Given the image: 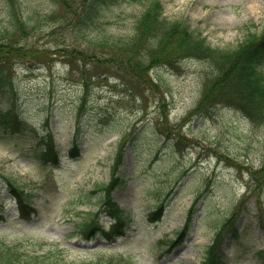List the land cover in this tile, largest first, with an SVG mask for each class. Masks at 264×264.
<instances>
[{
  "label": "rangeland",
  "instance_id": "374dc122",
  "mask_svg": "<svg viewBox=\"0 0 264 264\" xmlns=\"http://www.w3.org/2000/svg\"><path fill=\"white\" fill-rule=\"evenodd\" d=\"M161 1L163 16L219 49L264 29V0ZM150 2L0 0V48L13 50L0 51V111L16 109L34 127L0 130V240L39 254L57 244L68 260L203 264L218 239L228 264H264V121L233 104L197 110L218 69L205 54L163 56L173 41L136 34ZM16 4L26 22L7 34ZM92 4L97 13L82 18ZM47 128L58 162L35 155ZM120 145L126 180L114 197L129 208L131 226L106 238L101 226L114 228L107 214L96 232L69 236L99 207L98 186L109 181ZM6 176L35 193L41 213L20 216Z\"/></svg>",
  "mask_w": 264,
  "mask_h": 264
},
{
  "label": "trees",
  "instance_id": "16d2710c",
  "mask_svg": "<svg viewBox=\"0 0 264 264\" xmlns=\"http://www.w3.org/2000/svg\"><path fill=\"white\" fill-rule=\"evenodd\" d=\"M109 2L116 0H95V2ZM19 15L10 14L11 27L6 28L7 34L12 33L15 28L24 24L26 20L22 16L21 7L16 4ZM89 9L83 11L82 18L85 16H94L97 13L96 4H92ZM164 6L161 0H151L146 11L142 14L137 25V32L140 36L144 34H159L161 39L168 42L173 41V48L169 52L163 50L162 55L170 56L176 51H182L187 54H205V57L212 59L218 69V76L213 79L212 84L208 85L204 91L202 98L198 104L197 110H206L216 104H233L243 111L245 115L253 120L264 121V29L261 31H248V34L241 40L236 47L232 49H219L210 46L205 38L199 34L195 35L190 24L183 22L181 19L169 20L163 16ZM23 19V22L21 19ZM85 23L88 24L87 19ZM161 30L163 33H161ZM8 42H12L9 40ZM0 51L12 52L10 44L2 43ZM2 79V80H1ZM0 79L1 85L4 77ZM27 129H34L17 110L8 109L0 111V130L7 133L23 132ZM38 151L35 155L43 162L57 161L60 151L53 133L46 129V132L39 136ZM125 162L124 146H119L114 156L112 164L111 178L108 182L100 184L98 189L102 191L101 201L96 210H89L82 217L81 221L74 224L75 234L94 233L99 229V218L103 212L108 213L114 218V228L104 231L106 238H115L126 232L127 227L131 226L133 217L130 210L122 207L113 196V191L125 179L122 177V166ZM121 175V176H120ZM7 188L10 193L17 199L18 211L21 217L28 218L39 213L34 206L35 193L26 190L12 177L6 176ZM82 197L79 195L77 200ZM79 202V201H77ZM195 206L190 208L189 217L192 219V213ZM5 207L0 200V218H4ZM71 211L74 215L81 212L72 207ZM101 228H103L101 226ZM181 235V230L178 231ZM71 238V237H69ZM43 254L30 253L24 251L20 247V243H7L0 240V264H127L125 258L118 256L106 257L103 255H95L92 259H75L68 260L65 256V248L59 245H53ZM263 252V251H260ZM264 257V255H262ZM204 264H228L226 255L223 252L222 244L218 239L213 240L206 250Z\"/></svg>",
  "mask_w": 264,
  "mask_h": 264
}]
</instances>
